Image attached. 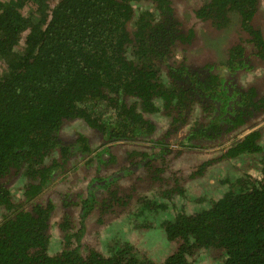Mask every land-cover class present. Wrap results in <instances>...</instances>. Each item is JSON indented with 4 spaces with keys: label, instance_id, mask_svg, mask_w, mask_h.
Instances as JSON below:
<instances>
[{
    "label": "trees",
    "instance_id": "1",
    "mask_svg": "<svg viewBox=\"0 0 264 264\" xmlns=\"http://www.w3.org/2000/svg\"><path fill=\"white\" fill-rule=\"evenodd\" d=\"M179 1L185 6L198 2L189 21ZM199 1L0 0V264H192L196 256L204 264H264V181L239 185L208 207L191 214L179 210L168 218L163 213L174 198L146 200L142 211L153 216L148 228L157 226L174 248L160 261L142 257L128 245L107 257L92 254L86 260L74 252L49 256L54 205L33 204L25 211L24 201H14L2 185L7 177L22 175L27 180L23 197L29 203L73 169L75 159H85L90 153L87 139L78 133L66 143L60 133L65 123L85 124L102 141H134L155 131L152 120L160 111L177 126L199 90L220 93L214 88L215 74L201 80L200 64H168L172 48L193 37L186 27L191 21L223 30L236 16L241 28L252 34L254 17L264 20V0ZM252 96L239 95L223 131L253 119L246 110ZM215 108L214 103L207 107ZM260 134L253 129L219 158L239 156L244 150L263 153L257 143ZM155 158L147 159L153 163ZM143 160L120 173L131 181L127 189L116 184L119 174L102 184L105 177L95 171L86 203L104 192L115 196L136 186L140 178L134 172L144 169ZM154 164L143 170L147 176ZM184 203L187 207L188 201ZM60 226L68 230L66 216Z\"/></svg>",
    "mask_w": 264,
    "mask_h": 264
},
{
    "label": "flooded vegetation",
    "instance_id": "2",
    "mask_svg": "<svg viewBox=\"0 0 264 264\" xmlns=\"http://www.w3.org/2000/svg\"><path fill=\"white\" fill-rule=\"evenodd\" d=\"M208 1L199 2L203 4ZM197 3L179 7L188 21L194 16ZM232 23H236L233 29L230 28V21L227 29L218 30L209 22L198 21L194 24V21H191L186 27L187 31L192 30L193 37L185 41L188 43H180L179 48H172V56L168 58V61H171L168 64L173 60L176 61L177 67H193L200 64L198 71H205L201 80L204 81L207 76L215 74L218 81L214 88L220 91L202 93L199 90L198 100L193 98L188 103L183 122L174 126L171 119L160 114V111L152 120L155 125L153 133L138 136L134 141L119 142H108L105 139L102 141L98 134L84 124L86 131L79 134L87 139L90 149L89 155L82 160L83 168L88 170L87 176L82 178L84 172L81 171L82 174L70 176L67 180V175L73 170L70 169L55 178L29 203L25 202L23 197L27 180L22 175H12L3 181L2 185L14 201H24L25 211H29L33 204L45 206L50 202L54 205L49 221V256L74 252L86 260L92 254L107 257L112 251L128 245L143 257L146 254L141 250L139 243L143 241L145 233L149 232L151 235L158 228L152 226L149 229L147 226L153 216L147 213L149 211H142L146 200L159 203L165 202L169 196L174 198L173 206L169 205L163 213V217L168 218L187 208L185 200L191 204L203 203V207H208L211 202L219 200L239 185L264 181V161L261 159L264 156V138L261 141V136L264 135V106H261L259 101L264 102V20L254 17L253 35L241 28L238 17ZM255 34L258 36H254ZM216 44L219 47H215ZM242 93L254 95L253 103L246 109L253 113V119L223 131L225 123L230 124L227 119L230 117L229 112L236 107ZM210 103L215 104L214 110L207 109ZM220 109L222 115H219ZM255 128L261 132L257 143L262 147L263 153H249L250 150H244L239 156L219 158ZM194 130L197 134L191 133ZM63 140L69 142L68 139ZM159 154L162 156L157 157ZM151 156H156L153 163L147 159ZM142 160L146 164L144 169L156 163L150 176L140 167L134 172V176L140 178L136 186L119 191L115 196H107L104 192V196H107L104 205V196L97 197L94 203H86L90 176L95 171L105 177L101 179L102 184L106 183L108 177L119 174L120 179L116 184L127 189V186H131V181L128 177L120 176V173L129 168L132 162L139 163ZM56 181H62V195L50 197L52 193H49L43 196ZM15 182L20 183L18 199L9 189V185ZM166 191L169 192L165 193ZM192 212L188 211L190 214ZM65 216L69 221L67 231L61 230L60 226ZM129 229H134L137 233V242L130 243L128 240ZM161 236L169 249L170 242L162 233ZM53 240L57 243L56 249L50 248Z\"/></svg>",
    "mask_w": 264,
    "mask_h": 264
},
{
    "label": "rangeland",
    "instance_id": "3",
    "mask_svg": "<svg viewBox=\"0 0 264 264\" xmlns=\"http://www.w3.org/2000/svg\"><path fill=\"white\" fill-rule=\"evenodd\" d=\"M182 4H183L182 1L178 2L179 6H181ZM236 19H237V17H232L231 18V26H230L231 29H233L235 27L234 24H236V23H232V21L233 20L235 21ZM215 47H219V46H217V44H216ZM3 69H4V66L0 62V74L3 72ZM198 72L202 76V74H204L205 71H198ZM262 124L264 125V123H262ZM83 127H84V125L80 124V122H74V123L71 122V123H67V124L65 123L62 126V129H61L60 133H61V136H62L63 139H68L69 140V139L74 138V136L77 133L85 132L86 130ZM263 138H264V135L262 134L261 141L263 140ZM72 166H73V170L70 172V174L67 175V178H68L67 180H69L70 176H77L79 174H82L81 171L84 172L83 173L84 175H83L82 178L87 176L88 170L87 169L85 170L83 168L82 160L81 161H77V159H75L72 162ZM216 166L219 167V165H216ZM74 169H76V171ZM230 169H232V168H230ZM73 174H75V175H73ZM18 186H20L19 182H15L13 184L11 183L9 185V189H10L11 193L14 195V197L16 199L19 198V196H18V188L19 187ZM49 189H50V191H49ZM49 189L46 191L48 193L45 192L46 194H44L43 196H45V195H47L49 193H52L50 195V197L55 196V195L56 196H61L62 195V181L54 182ZM194 191H196V190H194ZM186 197H188V195ZM198 204H195V203L191 204V203L188 202V206H187L186 210L194 211L196 209H199V208L203 207V205H198ZM128 231L129 232H128L127 236H128V240L130 241V243L137 242L138 241V236H137V233L135 232V230L134 229H129ZM149 234H150L149 232L145 233V235L143 237V241L139 243V244H141L140 248L142 247L141 250L145 254H147L149 257L155 258L157 261L163 260L169 252L171 253L173 251L174 248L171 245L170 248L167 249L168 248V244H167L166 241H164L163 237L161 236V231L160 230L158 232H157V230H155L151 235H149ZM50 248H52V249H56L57 248V243H56L55 240L51 241V247ZM198 258L199 257L196 256V261H194L193 258H192L191 263L192 264H194V263L195 264H204V263H202L201 258H199V259Z\"/></svg>",
    "mask_w": 264,
    "mask_h": 264
}]
</instances>
